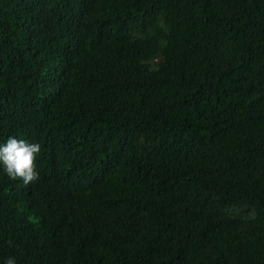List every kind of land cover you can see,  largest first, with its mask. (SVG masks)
<instances>
[{"label": "trees", "instance_id": "obj_1", "mask_svg": "<svg viewBox=\"0 0 264 264\" xmlns=\"http://www.w3.org/2000/svg\"><path fill=\"white\" fill-rule=\"evenodd\" d=\"M0 264H264V0H0Z\"/></svg>", "mask_w": 264, "mask_h": 264}, {"label": "clouds", "instance_id": "obj_2", "mask_svg": "<svg viewBox=\"0 0 264 264\" xmlns=\"http://www.w3.org/2000/svg\"><path fill=\"white\" fill-rule=\"evenodd\" d=\"M40 152L39 143H29L10 136L0 145V163L10 179H19L27 186L40 179L36 167V158ZM6 264H15V258L9 257Z\"/></svg>", "mask_w": 264, "mask_h": 264}]
</instances>
